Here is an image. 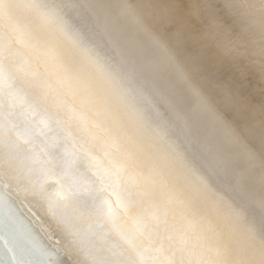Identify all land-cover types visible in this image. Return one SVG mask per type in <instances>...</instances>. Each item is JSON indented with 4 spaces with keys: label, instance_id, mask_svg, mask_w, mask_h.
<instances>
[{
    "label": "water",
    "instance_id": "obj_1",
    "mask_svg": "<svg viewBox=\"0 0 264 264\" xmlns=\"http://www.w3.org/2000/svg\"><path fill=\"white\" fill-rule=\"evenodd\" d=\"M130 1L138 3V0H11V5L15 7L17 4H24V20L31 22L30 16H33L40 21V32L33 31L34 35L38 33L35 39L40 48L38 50L34 47V65H27L25 62L20 67L17 65V50L13 46L17 45L16 26L12 27L9 19L0 22V36L7 43L6 49L3 48L4 54L0 51V163L7 164L15 177L19 171L18 183L21 189L24 187V197H20L17 195L15 182L12 186L9 182L3 184L0 181V264H118V259L121 260L119 264H133L131 257L137 259L138 264H159L155 262L158 257L153 258V254L146 255L141 252L136 257L134 253H131V256L125 252L114 233L120 237L122 232L118 227L123 231L125 229L120 225L124 226L128 220L132 221V224L136 223L134 214L129 210L121 213L117 206L113 203L110 205L105 197L99 199L104 195L105 190L101 187H104L106 182H109V187L114 190L118 188V184L112 179L111 168L101 172V163L97 166L100 170L87 168L89 164L84 156L87 157L85 154L89 152L93 158L91 162L97 158L109 167L102 156L106 155L104 152L108 150L102 138L110 130L109 126L113 127L115 124L110 113L104 108L119 113L121 123L128 128L125 134L121 133L116 142L112 143L114 147L119 151L124 142L125 147L133 148V161L142 175L143 170H153L154 167L158 169V172L164 175L163 180L160 179L158 183L160 191L169 189L172 194L176 193L172 204L180 199L181 192L178 191L180 195H177L175 183L170 180L166 171L174 172L179 179L185 180L195 193L200 192L199 200L203 203L215 201L214 198L221 200L218 196L219 186L207 176L208 172L193 158L191 150H186V145H189L179 132L182 130L181 126H185L178 117L187 118L191 123L188 113L193 112L200 120H206L215 134H210L213 137L211 141V136L208 137L193 125L196 131L193 130L194 133L201 135L213 149L220 147V152H217L223 155L234 171L246 174L243 173L240 177L253 178L264 186V173L257 164L258 160L252 159L251 154L245 152L240 145L237 146L229 131L221 134L219 129L214 128L221 122L220 114L215 111V115L210 111L204 99L205 88L192 71L193 77L190 70L179 61L173 66L177 73L171 72L168 76L159 67L160 64L156 65L154 59L156 60L158 52L149 42L153 37L152 28L143 18L141 22L138 21L133 10L125 6ZM51 2L53 6L50 5ZM7 7L12 18L17 19V8L14 12L8 2L0 5V13L6 14ZM41 8H46L45 19L42 17L44 10L40 12ZM240 11L241 9L232 13L231 17L237 19L238 23L234 28L241 31L246 28L247 33L253 35V41L249 38L250 45L247 43L252 56L264 52V39H260V34L252 27L255 25ZM141 12L145 15L144 11ZM150 17L152 26L156 28L157 17L153 14ZM251 31H254L255 35L251 34ZM69 33L73 36H69ZM50 38H53L55 44H48ZM147 41L153 52L150 46L144 48L145 43L149 45ZM56 46L69 52L68 64L76 58L72 53L80 50L81 55L78 56L82 60H78V64L79 61L83 63L90 70L94 80L96 76L100 86L97 94L106 103L101 104L90 96L89 104H83L82 99L76 97L77 102L72 104L68 93L65 97L62 95L65 85L68 92H75V96L76 93L81 95L82 89L89 91V87L84 88V83L78 76L56 64L60 60L59 56L53 53ZM49 63L52 67L46 68ZM161 75L165 82L160 81ZM220 78L223 76L220 75ZM17 87L25 95V103L17 101ZM80 103L83 104L85 120L74 107ZM249 108L250 105L244 109L248 112ZM177 109L178 115L174 112ZM243 114L246 115L244 112ZM89 118L92 121L86 124L85 121L89 123ZM96 126L101 127L99 135L92 130ZM86 139L90 143H87ZM215 139L219 142L216 145ZM194 140L196 141L195 138ZM66 144L73 149L69 151ZM136 145H141L151 154L148 163L144 161L145 154L140 157L142 150L138 146L141 150L139 153ZM49 159L55 163L53 168L45 166L50 163ZM60 173L66 175L67 184L63 186L58 181ZM214 173L221 179L216 171ZM124 178L128 179L130 184L134 182L129 172H125ZM150 179V176L144 178L152 187ZM239 180L244 183L248 181L245 178ZM124 188L128 189L126 184ZM258 192L262 191L257 189V194ZM125 194L126 197L131 194V189ZM221 194L226 195L222 192ZM262 197L264 199V195ZM118 199L123 200V197L118 196ZM125 201L127 205L128 201ZM236 203L235 211L227 208L228 215L212 207L218 213H224L226 218L228 216V220L232 217L230 215H233L231 224H227L228 227L235 226V222L240 226L243 223L244 226L251 223L245 213V207L246 211L250 210L261 218L264 217V211H259V206L250 205L248 209L244 199ZM142 204L137 199L128 206L130 208L136 205L133 210L137 211L142 209ZM189 206L187 204L188 211L193 214L194 211ZM116 209L118 214L115 213ZM144 212L146 211L143 208L142 213ZM209 212L212 213L211 209L204 211L203 216H199L196 221L211 218ZM240 231V234L246 236L255 232L250 227H242ZM256 234L260 235L258 232ZM247 238L250 241V238ZM124 243L127 248L130 247L128 242ZM127 251L130 252L128 249ZM163 261L165 264H172L165 259Z\"/></svg>",
    "mask_w": 264,
    "mask_h": 264
},
{
    "label": "bare ground",
    "instance_id": "obj_2",
    "mask_svg": "<svg viewBox=\"0 0 264 264\" xmlns=\"http://www.w3.org/2000/svg\"><path fill=\"white\" fill-rule=\"evenodd\" d=\"M5 2L9 3V7L13 8L14 12L17 8V19L12 18L8 7L6 9V14L4 13L3 15L0 13V22H3V19H9L12 22V27L16 26L17 29V45H13L17 50V65L20 67L23 62L27 65L31 63L34 65V47L38 48L35 35L37 37V34L40 32V21L33 16H30L32 19L31 22L24 20V13H22V6H24V4H17V7H15L11 5V0H0V5H4ZM50 5L53 6L54 4L51 2ZM125 6L133 10L138 21L141 22L143 18L146 24L152 28L153 37L149 39V42L155 48L156 52H158L156 60L153 58L156 65L158 66L160 64L161 66L159 67L168 75L171 72L177 73V70H175L173 66H175L177 62L179 63V61L182 62L184 67L190 70V75L192 77L194 75L204 86V99L206 104L210 107V111L215 113V115H217L216 112L220 114L219 117L221 122H216L217 124L214 128L216 130L219 129L221 134L225 131H229L237 146L240 145L245 152L251 154L252 159L255 161L258 160L259 163L257 164L264 173V52H260V54H255L254 56L250 54V44L248 42L249 38L252 40L253 35L250 36L246 28H244V31L234 28L238 25L237 19L231 17L233 11L241 9L240 13H243L246 18L255 25V27H252L260 34V39H264V0H138V3H132L131 1L127 2ZM125 6L124 11H126ZM141 10L145 12V15ZM42 11V17L45 19L46 8H41L40 12L42 13ZM50 11L53 12V10ZM47 12L51 15L49 10ZM152 14L158 19L156 28L151 24L150 16ZM34 30L38 32L35 35L33 33ZM251 34H254V31H251ZM69 36L73 35L69 33ZM71 38L72 37H70V39ZM52 39L53 38H50V40H48V44H55V41ZM1 41L0 51L3 53L7 43L3 41L2 36H0V42ZM150 43L149 45L145 43L144 48L147 49V47L150 46L153 52ZM157 46L160 49H158ZM255 47L257 48V46ZM55 48L56 50L53 53L59 56L62 61L58 60L56 64L61 69L62 67L69 69V71L78 76L79 80L83 81V87L90 88H88L89 91H87L84 87L85 90L82 89V94L79 95L76 93L77 96H75V92H68L67 85H65L62 95L66 96L68 93L72 104L73 102H77L76 98H81L83 104H89L90 96L94 97L96 101L101 104L104 102L106 103V101L97 94V90L100 89V86L96 76L94 80L90 74V70L80 61V64H78V60H82V58L78 56L81 55L80 50L78 49L77 51L79 52L72 53L76 55V58L72 60L73 62L71 61L68 64L70 58L67 57V53L69 52H66L62 47L56 46ZM39 49L40 48H38V50ZM257 55L261 58H257ZM50 67L52 66L49 63L46 68ZM20 73L21 71H19V75ZM220 75H222L223 78H220ZM160 78H162L160 81L165 82L163 75H161ZM216 79L218 80L216 81ZM51 82L53 83V81ZM156 85L159 86L157 83ZM76 92H78V90H76ZM24 96L20 88L17 87V101L25 103ZM83 104L80 103L78 106L74 105V107L76 112L83 115L85 120L84 113L82 112ZM249 105L250 108L247 112L244 108ZM102 107H104V105ZM104 109L110 113L115 124L113 127L112 125L109 126L110 130L107 134H104L102 138L108 150L104 152L106 155H101L107 161L109 167L104 165L97 158H94L96 160L91 162L93 159L89 155L91 152L85 154L87 157L84 156V158L88 160L87 163L89 167L87 168H89V170H100V168L97 167L100 163L102 165L101 172L111 168L112 179L118 184L117 190H114L113 187H109L110 183L106 182V185L101 187L105 190L104 195L100 196L99 199L105 197L110 205L113 203L121 213L129 210L130 213L132 212L134 214L136 223L132 224V221L128 220V222H125L124 226L120 225L125 228L123 231L121 227H118L122 232L120 237L114 233V236L118 239L120 245L124 247L126 253L131 256H133L131 253H134L136 257L141 252L146 255L153 254V258L155 256L158 257L155 262H159V264H165L163 259L167 262L170 261L172 264H264V217L261 218V216H258V214L253 211H246L247 208L245 207V213H247V218L251 220V223L249 222L247 226H244L245 224L243 223V225L240 226V224L234 221L235 226H233V223V227L230 228L227 224L232 222L233 215H230L232 217L229 220L228 216L227 218L225 216V214L228 215L227 208H230L231 211H235L236 202H241L243 199L247 202L248 209H250V205H252L253 207L259 206V211H264V199H262L264 195L263 185L253 178L240 177L244 172L238 173L234 171L230 163L225 161L223 155L221 156L219 154L220 147L213 149L201 135L194 133L195 130L193 129V125L200 128L208 137L211 136V133L215 134L207 121L202 118L199 110H197V112L203 120H200L194 112L192 114L188 113L191 123L187 118L177 116L185 126H181L182 130L179 132L185 137V140L190 146L186 145V150H191L193 158L197 160L198 164L202 166L206 172H208L207 176L212 179V181L214 180L219 186L220 190L218 196L221 197L224 203L218 198H214L215 201H210L208 199V201H210L209 203H203L199 200L201 196L200 192L197 191L195 193V191L186 184L185 180L179 179L174 172L165 170L170 180L175 183L174 188L177 195H180L178 191L181 192L180 199L173 202L176 205L172 204L171 202L175 199L176 193L173 192L172 194V191L169 189L160 191L158 183L160 179L163 180L164 175L160 174L158 169L154 167L153 170H143L142 175L133 161L131 150L134 149L125 147L124 142H122L123 145L119 151L114 147L112 143L116 142L121 133L125 134L128 128L124 127L121 123L119 113H115L112 109ZM174 112L178 115V109ZM243 112L247 116L244 115ZM91 121L92 119L89 118V123L87 120L85 122L86 124H90ZM233 127L234 130H232ZM99 128L101 127L96 126V128H92V130L99 135ZM217 132L219 133V131ZM209 138L213 141L212 136ZM86 140L87 143H90L88 139ZM102 142L101 140V143ZM218 143L219 142L215 139V145ZM136 146V150L138 146L141 147L142 154L140 157L145 154L143 158L144 161L148 163V161H150L148 157L151 154L141 145ZM232 146L235 145L232 144ZM66 147H69V145L66 144ZM72 149L73 148L69 147L68 150L71 151ZM140 149L137 150L139 153L141 152ZM100 150H102V148ZM217 150L219 152H217ZM40 151H42V148H40ZM139 153H137V155ZM188 159L190 160V158ZM54 164L55 163L50 160V163H46L45 166L47 168H53ZM84 164L86 166V163ZM194 166L196 165L194 164ZM214 171L221 176V179ZM125 172H129L130 176H133V183L131 182L130 184L128 179L124 178ZM19 174L20 172L17 171V177H15V175L10 172L7 164L5 165L3 162L0 163V181H2L3 184L9 182L12 186L15 182L17 184V195L24 197V185L21 189L18 183L20 178ZM65 176L66 175L61 173L58 175L59 184H62V186L63 184H67ZM147 176L151 177L150 182L153 183L152 187L144 180ZM152 176H154V178ZM196 178L200 179L199 177ZM242 178L248 180L247 183L239 180ZM124 184L128 187L127 190L124 188ZM130 189L131 194L126 197L125 193ZM257 189H260L262 192H258L257 194ZM221 192L226 195L223 196ZM118 196L123 197V200H119ZM137 199H139L140 204L143 203L141 207L142 209L144 208L146 212L142 213L141 208H139L140 211L133 210V207L136 205L130 206L129 208V203L132 201L136 202ZM125 200L128 201L127 205ZM180 200L182 202H180ZM226 203L228 204L226 205ZM187 204L188 206L189 204H193L195 207L194 209L193 206H189L194 211L193 214L188 211ZM93 207L94 206H91V208ZM212 207L218 208V210L225 214L218 213ZM86 209L87 208H85V210ZM208 209H211L212 213L209 212L211 218L202 219L199 222L196 221L199 216H203L204 211ZM115 213L118 214L117 209ZM186 215L187 217L185 218ZM143 227L145 230H143ZM242 227L244 229L248 227L253 228L255 232L249 236L240 234L242 233L240 231ZM134 231H136L137 234H135ZM256 232L260 235H255ZM236 233L243 235V237H239L240 235ZM247 237H249L250 241L253 243H251ZM124 242H128L130 247L127 248ZM244 242H246V244ZM127 249L130 250V252H128ZM131 260L133 264H138L137 259L135 260L131 257ZM120 261L119 259L117 260L118 264ZM121 264L127 263L124 262Z\"/></svg>",
    "mask_w": 264,
    "mask_h": 264
}]
</instances>
